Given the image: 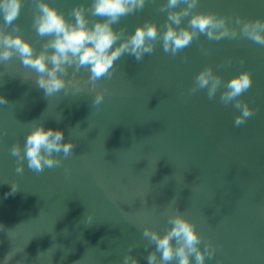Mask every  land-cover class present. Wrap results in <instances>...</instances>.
<instances>
[{
    "label": "water",
    "instance_id": "95a60500",
    "mask_svg": "<svg viewBox=\"0 0 264 264\" xmlns=\"http://www.w3.org/2000/svg\"><path fill=\"white\" fill-rule=\"evenodd\" d=\"M47 2L72 20V7L89 0ZM165 2L146 0L114 29L132 33L145 20L159 28ZM196 10L264 19V0H199ZM17 23L38 52L43 40L32 28L31 0ZM206 65L225 81L251 72L241 99L254 115L244 125L234 126L239 110L222 105L219 92L212 100L206 90L189 94ZM87 77L83 68L73 77L81 92L69 85L67 94L46 97L17 56L0 62V96L8 101L0 104V264L12 250L8 264H122L129 245L138 264H147L154 245L145 248L143 228L163 233L177 206L201 235V249L204 241L216 249L205 264H264V46L201 35L176 56L161 44L139 63L122 56L95 89ZM96 91L104 92L98 106ZM33 121L62 130L73 154L39 174L25 160L17 174L10 148L19 142L23 149ZM13 181L17 190L8 194Z\"/></svg>",
    "mask_w": 264,
    "mask_h": 264
},
{
    "label": "clouds",
    "instance_id": "9594fccd",
    "mask_svg": "<svg viewBox=\"0 0 264 264\" xmlns=\"http://www.w3.org/2000/svg\"><path fill=\"white\" fill-rule=\"evenodd\" d=\"M23 4L24 0H0V16L3 17L0 24V62L17 56L24 66L34 70L36 84L46 97L62 90L67 94L69 85L75 92H81L73 77L82 68L88 72L87 82L95 89L99 80L111 78L115 61L129 55L139 63L146 54L154 53L157 44H161L163 51L172 56L190 46L201 35L217 42L240 36L264 46V19L239 15L233 18L213 11H197L199 0H166L159 5L161 12H167L159 28L156 22L145 20L132 33H126L124 28L116 30L113 26L119 24L123 17L143 10L146 0H89L87 4L78 3L72 7L69 13L74 17L72 20L66 19L64 13L47 0H31L32 28L43 40L37 52L20 34L22 30L17 21ZM185 17H188L187 26L182 23ZM201 50L206 52L203 47ZM226 63L231 64V58ZM69 69L72 70L70 77ZM251 86L249 70H242L225 81L211 65H206L195 75L188 92L195 94L206 90L209 100L215 99L219 92L222 105L231 104L239 110L233 121L238 127L254 115V110L241 99ZM103 99L104 92L96 91L93 105H100ZM7 103L6 98L0 96V104ZM74 147L71 140L65 142L62 130L45 128L41 121H33L23 149L16 142L11 146L10 153L16 158L17 174H23L25 160L28 169L39 174L45 168L60 167V156L72 155ZM16 190L17 182L13 181L8 194H14ZM85 221L90 223L91 214ZM142 235L147 240L145 248L154 245L146 257L147 264H171L173 261L176 264H192L191 257H194L195 264H205V257L211 259L216 252L207 241L201 249V235L178 206L176 211L167 215L163 233L146 226ZM134 247L136 245H129L122 264H138L136 257L131 255ZM15 253L13 250L8 252L3 264H8Z\"/></svg>",
    "mask_w": 264,
    "mask_h": 264
}]
</instances>
